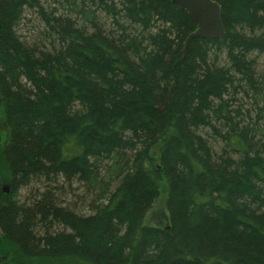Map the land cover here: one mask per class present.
I'll return each instance as SVG.
<instances>
[{
	"label": "trees",
	"instance_id": "1",
	"mask_svg": "<svg viewBox=\"0 0 264 264\" xmlns=\"http://www.w3.org/2000/svg\"><path fill=\"white\" fill-rule=\"evenodd\" d=\"M215 1L185 44L172 0H0V264H264V0Z\"/></svg>",
	"mask_w": 264,
	"mask_h": 264
},
{
	"label": "water",
	"instance_id": "2",
	"mask_svg": "<svg viewBox=\"0 0 264 264\" xmlns=\"http://www.w3.org/2000/svg\"><path fill=\"white\" fill-rule=\"evenodd\" d=\"M172 1L196 23L195 31L187 36L185 44L194 37L214 39L223 34L224 27L220 17V5L215 0Z\"/></svg>",
	"mask_w": 264,
	"mask_h": 264
},
{
	"label": "rangeland",
	"instance_id": "3",
	"mask_svg": "<svg viewBox=\"0 0 264 264\" xmlns=\"http://www.w3.org/2000/svg\"><path fill=\"white\" fill-rule=\"evenodd\" d=\"M32 25L28 23L27 25H24L22 27V32L21 34L25 36L26 38H29L30 35L32 37V34L34 30L32 29ZM258 71H264V57L259 58L258 62ZM29 190L26 188L21 189L19 191V200H23L26 198L28 195L27 193ZM70 199L74 200L72 196H70ZM84 211H86L84 209ZM166 208H165V195L162 192L158 199L156 200L154 207L149 211V213L146 215V222L149 224H165L167 221V213H166ZM47 264H78L77 262H73L72 260L69 259H60V260H55L53 262H49Z\"/></svg>",
	"mask_w": 264,
	"mask_h": 264
}]
</instances>
